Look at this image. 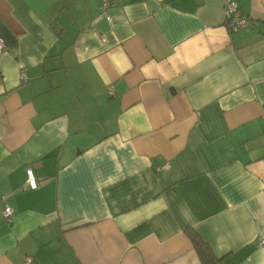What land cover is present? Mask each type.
Listing matches in <instances>:
<instances>
[{
    "label": "crops",
    "instance_id": "1",
    "mask_svg": "<svg viewBox=\"0 0 264 264\" xmlns=\"http://www.w3.org/2000/svg\"><path fill=\"white\" fill-rule=\"evenodd\" d=\"M225 1L0 0V264H264V0Z\"/></svg>",
    "mask_w": 264,
    "mask_h": 264
},
{
    "label": "built area",
    "instance_id": "2",
    "mask_svg": "<svg viewBox=\"0 0 264 264\" xmlns=\"http://www.w3.org/2000/svg\"><path fill=\"white\" fill-rule=\"evenodd\" d=\"M124 0H103L101 10L103 13L106 14L108 9L116 2H123ZM225 24L227 25L228 29L232 32L244 29L247 27L249 23V17L246 13H244L239 5L237 0H226L225 1ZM109 21H113V17L111 15H107ZM6 47L5 41L3 38L0 37V52L4 50ZM21 78H25V72L22 71ZM164 168L168 169L169 165H165ZM27 184L31 189L37 188V180L35 175L31 169L27 170ZM2 208L4 216L6 217L7 221L12 222L14 210L11 205L7 201V195L1 196ZM258 244L261 247H264V237L258 240ZM31 262V259H28Z\"/></svg>",
    "mask_w": 264,
    "mask_h": 264
},
{
    "label": "trees",
    "instance_id": "3",
    "mask_svg": "<svg viewBox=\"0 0 264 264\" xmlns=\"http://www.w3.org/2000/svg\"><path fill=\"white\" fill-rule=\"evenodd\" d=\"M192 238L204 264H216L218 259L215 257L208 244L203 241L196 233H192Z\"/></svg>",
    "mask_w": 264,
    "mask_h": 264
},
{
    "label": "rangeland",
    "instance_id": "4",
    "mask_svg": "<svg viewBox=\"0 0 264 264\" xmlns=\"http://www.w3.org/2000/svg\"><path fill=\"white\" fill-rule=\"evenodd\" d=\"M29 259H31V258H29ZM31 261H32V259H31Z\"/></svg>",
    "mask_w": 264,
    "mask_h": 264
}]
</instances>
